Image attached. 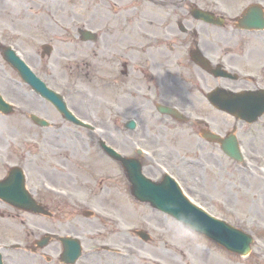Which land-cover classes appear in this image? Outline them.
<instances>
[{
  "label": "rangeland",
  "instance_id": "obj_1",
  "mask_svg": "<svg viewBox=\"0 0 264 264\" xmlns=\"http://www.w3.org/2000/svg\"><path fill=\"white\" fill-rule=\"evenodd\" d=\"M99 2L100 0H0V29L10 31L9 26L18 28L19 31L13 34L24 42L25 47L40 49L43 43H50L54 47L53 55L45 58L42 63V73L46 74V63L56 61L57 78H43L65 96L68 105L79 117L97 127L96 131L78 127L82 133H76L74 130L77 127L65 123L54 109L53 113L48 111L42 100L30 93L29 87L17 86L5 80L0 82L10 94L8 98L17 101L23 108V111L15 110L7 121L0 120L16 127V136L22 132L21 139L25 140L26 137L25 149L21 145L25 156L29 152H35L36 143L32 142L34 140L30 141L32 138L28 139L34 135L38 138L42 135L59 137L63 134L83 136L89 138L90 146L96 147L88 153L85 149H74L77 151L74 154L75 161L80 157L79 153L84 155L80 162L82 172H76L79 164H66L67 168L74 169L76 182H72V198L68 204L66 193L57 189L55 195L63 196L55 199L63 200V204L58 208L60 213L54 221L56 232L60 235L72 234L81 239L84 255L78 264H264V132L261 133L260 128L264 129V117L255 125L257 129L252 133L253 136L257 135L256 140H249L245 145L247 152L243 167L229 165L220 154L217 161H209L210 166L203 171H182L183 174H188L184 178L187 194L197 204L210 214L254 236L252 251L246 257L227 251L172 216L135 199L123 172H118L119 164L102 158L99 153V138L106 139L112 145L119 144L129 151V139L136 137V134L126 131L122 123L123 119L131 116L133 103L120 111L116 110L113 103L118 81L127 82L125 74L120 75L115 70V60L116 57L120 63L124 60L116 54L118 46L143 39L135 37L134 29L146 22L148 5L144 0H120V5L104 17L99 11ZM79 28L96 31L98 41L82 42L77 35ZM243 38L251 39L250 48L263 50L260 43L262 41L258 38L249 35ZM36 107L55 121L54 127L42 129L22 123L26 122V118L21 113H26L27 110L37 111ZM141 117L142 122L147 120V114L143 112ZM232 120L217 114V129L223 131L232 128L234 124L238 127L244 124L232 123ZM163 132L158 123H144L142 135L151 143L150 147H153L165 142ZM177 137L180 140L184 138L182 135ZM189 137L187 139L192 142L193 136ZM62 152L66 154L65 150ZM39 159L37 174L51 175L53 169L61 166L55 156H43ZM199 160L201 163L202 160ZM174 163L180 166L179 160ZM200 172H204V175ZM83 173L89 181L94 180L93 183L89 182L85 186L80 178ZM154 173L157 174L155 171ZM84 211H93L92 217L86 218ZM33 218L35 221L25 220L26 226L22 230L11 235L0 234L5 264H62L58 257L62 251L58 239L39 254L24 248H11L13 243H30L40 236V225L36 223L40 222L37 221L39 218ZM110 218L115 220V224L108 222L112 221ZM3 222L0 219V231H3ZM172 226L187 232V235L177 239ZM137 230L147 231L150 239L143 241L137 237ZM107 247L109 250H106ZM125 252L130 257L127 261H121L119 256ZM48 257H51L50 261Z\"/></svg>",
  "mask_w": 264,
  "mask_h": 264
},
{
  "label": "flooded vegetation",
  "instance_id": "obj_2",
  "mask_svg": "<svg viewBox=\"0 0 264 264\" xmlns=\"http://www.w3.org/2000/svg\"><path fill=\"white\" fill-rule=\"evenodd\" d=\"M111 2H113L111 6L114 7L118 0H102L100 3V12L105 17L108 11L112 10L109 8ZM148 2H151L150 6H152L147 13L148 24L142 27V30H138L143 39L132 40L129 45L118 46L116 50V54L126 61L124 70H119L127 78L126 83L120 84L121 104L133 103V106H139L162 103L178 107L185 112L190 111V118L185 121L166 116V120L159 123H171L173 124L171 129L174 132H180L182 130H179L176 123L196 122L198 126L192 128L191 131L200 135L206 133L217 123L216 117L208 109L211 104L205 98L210 91L217 87L236 92L251 90L258 86L264 87V73L261 79L245 75L233 80L217 77L212 70L214 65L220 63L231 69H247L241 64L249 57L246 55L249 47L246 46V41L236 38L235 20L227 21L233 9L232 0H148ZM194 8L212 14L214 22H207L192 15ZM219 20L221 25L216 24ZM0 41L1 47L13 45L14 48H20L15 37H8L2 32H0ZM4 55L5 48L3 47L0 48L1 80L17 74L9 66ZM203 56L208 60L207 66L200 64ZM30 57L32 65L40 67V60L36 59L33 53ZM262 66L264 69V62ZM145 95L147 97L143 98ZM11 138L14 139L15 136ZM1 139L3 138L0 137V150L6 149L5 155L0 151V175H4V168L9 165V160L12 158L9 153L15 148V143L8 138L6 141H1ZM45 143L46 146L40 148L39 158L47 153L57 154L55 149L58 142L47 144L46 141ZM49 149L51 151L47 152ZM192 150L196 149L189 146L188 152ZM174 153L180 154L181 151L176 149ZM56 159L62 168H67L68 156L56 157ZM19 160L20 163H24L25 158L22 156ZM37 160L36 171L40 159ZM59 170L58 167L53 169L51 175L36 173V181L34 180V191L38 196V202L53 214L58 213L56 206L59 202L54 198H44L41 190L46 182L54 177H59L60 186L72 183L70 172ZM0 207L3 208L0 214L13 223L21 217V214H25V211L3 201ZM43 228L52 230L48 224H45Z\"/></svg>",
  "mask_w": 264,
  "mask_h": 264
},
{
  "label": "water",
  "instance_id": "obj_3",
  "mask_svg": "<svg viewBox=\"0 0 264 264\" xmlns=\"http://www.w3.org/2000/svg\"><path fill=\"white\" fill-rule=\"evenodd\" d=\"M58 104H60V106L63 104V101L61 99H59L58 97H54L53 98ZM62 107V106H61ZM263 111V109H261L260 111H254L253 113L255 114V117L259 114H261ZM231 112H234L235 114L240 115V113L236 112L235 110H231ZM246 112H242L241 113V117L246 115ZM45 124V123H42ZM116 157L118 158L119 156L116 155ZM138 178L140 179V182L143 181V178L141 176H139V174L137 175ZM170 191V190H169ZM156 194V192H151ZM163 194H166L162 191ZM146 196L148 195L147 192H145ZM174 194L173 192L170 191V195ZM162 197L166 198L167 200H170L168 195H162ZM148 199H150L151 201H153L154 203H157L159 206L160 201L159 199L161 197H151L148 196ZM159 201V202H158ZM177 208L170 206L171 203L169 201H164V204L162 205L163 209H167L169 212L173 213L174 216L178 217L180 220L186 222L189 226L203 232L206 236H209L213 239H215L216 241H218L219 243H221L223 246H225L226 248H228L229 250H232L233 252H240V253H247L250 249V244L251 243V237L243 234L242 232H240L239 230H236L234 228H232L231 226L225 224V223H221L217 220H214L212 218H206L205 219H197V223L198 224H193L192 220L190 218L186 219V215H192L194 216V218L196 219L197 217L195 215H193L190 207L188 204H186L184 201H180V200H174ZM168 205H165V204ZM172 203V204H175ZM31 206V205H29ZM182 208V210H180ZM79 250H77L74 254V257L76 259V257L78 256ZM0 264H1V260H0Z\"/></svg>",
  "mask_w": 264,
  "mask_h": 264
},
{
  "label": "clouds",
  "instance_id": "obj_4",
  "mask_svg": "<svg viewBox=\"0 0 264 264\" xmlns=\"http://www.w3.org/2000/svg\"><path fill=\"white\" fill-rule=\"evenodd\" d=\"M186 219H187V215H186ZM192 222L193 224H195V218L194 216H192ZM174 228V230L176 231L177 233V239H182L184 236L187 235V232L181 230L180 228L176 227V226H172Z\"/></svg>",
  "mask_w": 264,
  "mask_h": 264
},
{
  "label": "bare ground",
  "instance_id": "obj_5",
  "mask_svg": "<svg viewBox=\"0 0 264 264\" xmlns=\"http://www.w3.org/2000/svg\"><path fill=\"white\" fill-rule=\"evenodd\" d=\"M108 222H110L111 224H114L115 221L112 219V221L108 220ZM119 257L122 258V259H120L121 261H127L129 259L130 255L125 252V253H122L121 256H119Z\"/></svg>",
  "mask_w": 264,
  "mask_h": 264
}]
</instances>
